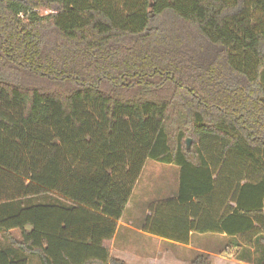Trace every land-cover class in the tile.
I'll return each instance as SVG.
<instances>
[{
    "label": "trees",
    "instance_id": "obj_1",
    "mask_svg": "<svg viewBox=\"0 0 264 264\" xmlns=\"http://www.w3.org/2000/svg\"><path fill=\"white\" fill-rule=\"evenodd\" d=\"M263 73L264 0H0V264H127L148 161L179 168L180 242L264 264Z\"/></svg>",
    "mask_w": 264,
    "mask_h": 264
},
{
    "label": "crops",
    "instance_id": "obj_2",
    "mask_svg": "<svg viewBox=\"0 0 264 264\" xmlns=\"http://www.w3.org/2000/svg\"><path fill=\"white\" fill-rule=\"evenodd\" d=\"M163 165L169 170L156 173V178V175L146 178L143 184L139 182L137 192L132 195L135 199L131 197L119 221L111 244L112 255L127 264H191L195 252H207L211 253L213 264H254L234 256L242 242L236 237L232 241L226 233L190 231L187 243L179 241V168ZM219 195L215 201L222 211L234 204L225 194ZM170 199L174 209L169 207ZM159 207L161 210L157 212ZM190 220H194L192 214ZM169 230L174 231L175 239L167 235L171 233ZM13 232L17 238L21 237L20 230Z\"/></svg>",
    "mask_w": 264,
    "mask_h": 264
},
{
    "label": "rangeland",
    "instance_id": "obj_3",
    "mask_svg": "<svg viewBox=\"0 0 264 264\" xmlns=\"http://www.w3.org/2000/svg\"><path fill=\"white\" fill-rule=\"evenodd\" d=\"M41 12L44 13V14H47L48 13V11H45V10H42ZM262 82L264 83V73H263ZM161 165H163V164L156 163V162H152V161H148V163L146 164V166L144 168V170L147 171V173H144L143 172L144 175L143 176L141 175L142 176V179L141 180L139 179V181H138V183H137V185L135 187L136 190L134 192H137V189H138L137 187L139 186V182H140V184H143L146 181V178L154 177L156 175V173L166 172V171L169 170L168 169L169 167H164V165L163 166H161ZM157 176L158 175H156L154 178H156ZM134 199L132 197L131 200H134Z\"/></svg>",
    "mask_w": 264,
    "mask_h": 264
},
{
    "label": "water",
    "instance_id": "obj_4",
    "mask_svg": "<svg viewBox=\"0 0 264 264\" xmlns=\"http://www.w3.org/2000/svg\"><path fill=\"white\" fill-rule=\"evenodd\" d=\"M190 144H191V141L189 140V141H188V146H190Z\"/></svg>",
    "mask_w": 264,
    "mask_h": 264
}]
</instances>
